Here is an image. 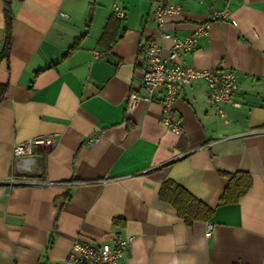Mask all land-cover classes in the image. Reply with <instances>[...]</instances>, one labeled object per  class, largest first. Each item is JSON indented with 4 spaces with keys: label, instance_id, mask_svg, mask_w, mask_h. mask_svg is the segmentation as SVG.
<instances>
[{
    "label": "crops",
    "instance_id": "0c3cea01",
    "mask_svg": "<svg viewBox=\"0 0 264 264\" xmlns=\"http://www.w3.org/2000/svg\"><path fill=\"white\" fill-rule=\"evenodd\" d=\"M166 1L181 8L161 26L159 0L12 1L0 59V264H65L74 239L117 233L132 236L117 264H264V0ZM115 9L123 16L107 48L99 38ZM211 9L230 19L211 22L180 60L234 70L239 106L218 116L197 80L177 88L178 134L163 123L161 87L128 109L129 93H144L142 46L155 41L166 57L161 30L189 35ZM4 35L0 0V49ZM29 139H38L32 172L9 183L14 146ZM238 172L249 189L221 202ZM167 179L212 208L210 218L186 224L159 199Z\"/></svg>",
    "mask_w": 264,
    "mask_h": 264
},
{
    "label": "built area",
    "instance_id": "2783aa9c",
    "mask_svg": "<svg viewBox=\"0 0 264 264\" xmlns=\"http://www.w3.org/2000/svg\"><path fill=\"white\" fill-rule=\"evenodd\" d=\"M180 8L179 3L159 0L152 12V17L156 24L161 26L166 14L177 12ZM113 12L119 18H122L123 13L121 10L115 9ZM228 19H230V14L227 9H211L208 19L195 25L189 35L184 37L172 36L161 30V37L171 41L166 57L162 56L161 47L155 41H147L142 46L141 86L144 93H129L126 107L128 109L133 108L140 99L151 101L154 89L161 87L159 104L163 115V123L173 133L178 134L182 129V120L173 107L177 96V88L192 81L203 80L206 83L207 96L215 113L226 120L227 115L223 106L225 104L239 106V102L235 101L232 96L237 86L234 70L197 69L183 63L180 60V54L185 51H192L196 39L208 35L211 22ZM231 22L235 24L232 19ZM37 142L38 139H29L14 146V162L8 177L9 183L27 182L25 178L27 174L32 172L33 163V157L30 154ZM40 183L46 184L48 181L41 180ZM210 234L211 227L208 225L205 236L208 237ZM131 241L132 236L124 237L118 233L114 235L110 242L74 239L64 262L65 264H117Z\"/></svg>",
    "mask_w": 264,
    "mask_h": 264
},
{
    "label": "trees",
    "instance_id": "16d2710c",
    "mask_svg": "<svg viewBox=\"0 0 264 264\" xmlns=\"http://www.w3.org/2000/svg\"><path fill=\"white\" fill-rule=\"evenodd\" d=\"M13 0H2L3 2V16L5 24V35L0 49V59L7 57L11 46V22L12 11L11 4ZM119 18L115 12H111L102 34L100 35L99 42L106 44L109 48L116 36L114 29V22L119 23ZM4 86L0 84V101L3 98ZM251 185L250 175L246 172H238L229 175V183L222 194L221 202H233L238 200L249 189ZM159 199L162 202L170 204L176 211V214L181 217L186 224H191L193 221L201 220L206 221L212 214V208L195 198L182 186L174 181L165 180L158 191Z\"/></svg>",
    "mask_w": 264,
    "mask_h": 264
}]
</instances>
